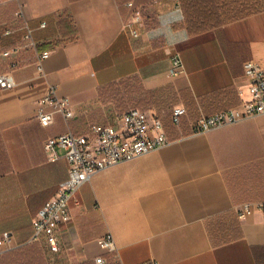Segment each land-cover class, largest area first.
<instances>
[{"label":"crops","instance_id":"0c3cea01","mask_svg":"<svg viewBox=\"0 0 264 264\" xmlns=\"http://www.w3.org/2000/svg\"><path fill=\"white\" fill-rule=\"evenodd\" d=\"M223 2L224 14L252 3L258 9L189 34L181 0H0V35L11 31L0 40V74L16 83L0 89V234H12L0 246V264L23 248L31 264H96L98 256L101 264H264V212L236 214L243 203L264 202V114L205 132L191 128L201 115L249 98L246 60L264 68V0ZM176 10L182 20L173 18ZM25 26L40 52L25 45ZM18 43L21 50L2 54ZM41 50L49 54L39 70ZM175 51L185 73L168 78ZM50 87L69 99L74 115L56 113L42 127L36 113ZM177 105L187 112L173 126ZM130 107L159 116L168 142L96 172L78 189L59 252L30 242L34 216L68 171L61 149L48 160L44 141L115 123ZM108 233L113 252L98 243Z\"/></svg>","mask_w":264,"mask_h":264},{"label":"built area","instance_id":"2783aa9c","mask_svg":"<svg viewBox=\"0 0 264 264\" xmlns=\"http://www.w3.org/2000/svg\"><path fill=\"white\" fill-rule=\"evenodd\" d=\"M128 6L131 7L132 3L129 2ZM135 14L137 19L141 18L138 10ZM44 25L45 22H42L41 26ZM24 28L25 45L35 48L36 42L32 37V30L28 26ZM8 32V30L5 31V33ZM132 35L137 36L136 30L132 31ZM22 47L23 45H16L2 54L7 56L12 51L18 52ZM48 54L49 51L40 53L39 70L41 69L40 60L47 58ZM184 73L181 55L175 51L170 55L167 77L176 78ZM243 75L249 98L242 101L238 108L219 111L210 116L201 115L195 122H192L193 132H205L225 124L264 114V68L253 60H246L243 63ZM15 85L9 73L0 74V89H10ZM40 106L36 118L42 127L51 125L56 113L61 114L65 120L74 115L69 99L58 97L54 87H50L40 100ZM186 112L184 106H174L170 114L171 123L179 126ZM168 140L162 119L138 107H130L123 111L115 123H92L87 132L82 134L76 135L67 131L48 137L43 144L47 158L49 161L57 160L60 157L57 150L61 149L68 164L67 177L59 184L54 196L50 197L34 216L30 242H43L51 252H59V230L63 224L71 220L69 204L78 189L96 172L146 154L163 146ZM256 210L264 212V202L243 203L237 209L236 214L239 219H242ZM11 238L10 231L2 232L0 246L7 245ZM98 243L106 251L116 250L115 242L109 233L100 238ZM95 263H103V258L96 257ZM144 264L156 263L149 260Z\"/></svg>","mask_w":264,"mask_h":264},{"label":"trees","instance_id":"16d2710c","mask_svg":"<svg viewBox=\"0 0 264 264\" xmlns=\"http://www.w3.org/2000/svg\"><path fill=\"white\" fill-rule=\"evenodd\" d=\"M228 6H225V2L223 0H181V8L183 15L185 17V22L187 25V30L189 34L203 32L211 27L218 26L224 23L226 20L221 18V16H226L230 18L243 17V15H247L250 12L256 11L257 5L255 3L250 4L249 7L244 8L245 10L224 14V11H229ZM140 12V16H143L142 12ZM8 33H3L2 36H7L11 33L10 29H8ZM0 35V40L1 37ZM33 37V36H32ZM23 45L21 43L13 45ZM35 48L39 51L38 44L36 43ZM44 50H41L43 52ZM40 52V51H39ZM183 118V117H182ZM163 121V120H162ZM169 122L170 116H169ZM182 122V119H181ZM164 128L165 123L163 121ZM172 124V123H171ZM173 125V124H172ZM174 126V125H173ZM37 243V242H32ZM29 247V246H28ZM26 248L22 250L11 251L6 257L7 261L3 264H31V261H27L24 258L25 254L23 253Z\"/></svg>","mask_w":264,"mask_h":264},{"label":"clouds","instance_id":"9594fccd","mask_svg":"<svg viewBox=\"0 0 264 264\" xmlns=\"http://www.w3.org/2000/svg\"><path fill=\"white\" fill-rule=\"evenodd\" d=\"M173 18L176 19V20H182L183 19V15L182 13L179 12V10H176L175 13H173ZM180 39H187V35L184 34L180 37ZM175 42V41H173Z\"/></svg>","mask_w":264,"mask_h":264}]
</instances>
